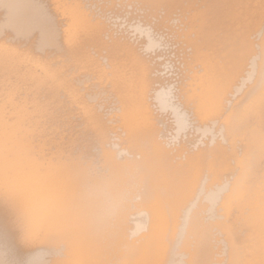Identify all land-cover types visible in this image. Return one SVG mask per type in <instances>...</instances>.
Returning a JSON list of instances; mask_svg holds the SVG:
<instances>
[{
    "label": "bare ground",
    "instance_id": "1",
    "mask_svg": "<svg viewBox=\"0 0 264 264\" xmlns=\"http://www.w3.org/2000/svg\"><path fill=\"white\" fill-rule=\"evenodd\" d=\"M0 264H264V0H0Z\"/></svg>",
    "mask_w": 264,
    "mask_h": 264
}]
</instances>
